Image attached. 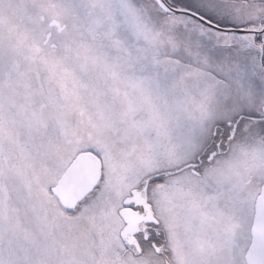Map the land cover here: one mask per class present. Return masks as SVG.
<instances>
[{
    "label": "snow or ice",
    "instance_id": "1",
    "mask_svg": "<svg viewBox=\"0 0 264 264\" xmlns=\"http://www.w3.org/2000/svg\"><path fill=\"white\" fill-rule=\"evenodd\" d=\"M0 264H264V0H0Z\"/></svg>",
    "mask_w": 264,
    "mask_h": 264
}]
</instances>
